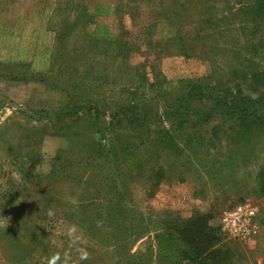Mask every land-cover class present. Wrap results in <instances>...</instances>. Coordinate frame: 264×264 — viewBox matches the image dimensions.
<instances>
[{"label": "rangeland", "instance_id": "1", "mask_svg": "<svg viewBox=\"0 0 264 264\" xmlns=\"http://www.w3.org/2000/svg\"><path fill=\"white\" fill-rule=\"evenodd\" d=\"M172 2L184 7L186 33L205 35L198 56H158L159 48L148 47L176 33L164 15ZM229 2L0 0V264H200L204 259L203 264H264V126L236 124L230 131L232 124L220 127L218 121L189 128L184 138H177L178 150L174 143L162 154L155 149L126 177L123 213L94 220L101 210L113 213L105 200H91V185L50 178L54 170L63 171L56 151L67 146L62 138L50 136L54 130L46 118L59 97L34 81L3 77L9 65L21 70L16 63L30 65L31 75L48 73L58 35L78 21L65 40L66 61L56 55L53 69L98 66L103 71L89 84L95 86L101 73L106 74L103 91L111 90L112 102L126 100L122 85L132 86L127 92L135 91L131 83L137 82L136 73L152 83L157 70L172 83L168 88L178 87L179 81L206 79L212 76V53L222 56L223 49L243 45L241 35L233 32L236 42L229 39L231 46L225 42L226 47L213 48L212 25L207 29L202 24L213 18L228 28L229 20L221 24V11L229 12L235 0ZM115 41L117 48L123 43L132 48L125 61L114 57ZM58 48L64 52L62 39ZM152 97L148 94L142 102L155 111ZM242 203L258 212V236L246 243L217 236L223 211ZM69 229H75V243ZM125 229L131 237H123ZM14 242L16 248L11 247ZM190 248L197 257H206L185 259Z\"/></svg>", "mask_w": 264, "mask_h": 264}, {"label": "trees", "instance_id": "2", "mask_svg": "<svg viewBox=\"0 0 264 264\" xmlns=\"http://www.w3.org/2000/svg\"><path fill=\"white\" fill-rule=\"evenodd\" d=\"M233 3L234 6L226 12L228 16L225 11H221V24L229 20L228 28L219 27L221 25L213 18L212 23L203 20L202 24H206L207 29L212 25L213 48L214 45L226 47L225 42H230L227 41L229 39L236 42V35H241L243 45L237 47L238 42L231 50L224 52L223 49L222 56L218 52L212 53V76L179 81L176 84L178 87L168 88L172 83L157 70H154L156 79L152 83H147L146 78L142 79L136 73L134 77L137 82L131 83L135 91L127 92L128 87L132 86L122 85L121 92H125L126 100L112 102L111 90L103 91L106 74L101 73V80L93 84L95 86L89 84L90 78L98 79L97 72L103 71L98 66L86 70H71L67 66L53 69L56 55L61 60L66 58L65 40L76 29L78 21L68 23L66 33L58 35V40L64 42V52L58 48V41L48 73L33 72L31 75V66L24 63L15 64L21 70L12 69V65L7 66L8 72L3 77L9 81H34L59 97L57 106L48 107L46 113L52 115L46 118L54 130L50 136L62 138L67 146L58 150L59 159L56 158L59 161L56 163L63 165V171L54 170L50 178L91 185V200H105L113 213L110 215L101 210L94 215V220L123 213V203L128 197L124 181L126 177L137 172L155 149L162 154L174 143L178 150L177 138H184V132L189 128L210 127L211 123L213 125L218 121L220 127L226 123L232 124L230 131L236 124L264 126V0H235ZM183 11L184 7L176 2L165 8V20L176 29V33L165 41L148 43V47L160 49L158 56L189 58L199 55L197 51L205 35L201 31L186 33L187 23L182 20ZM198 24L201 26V23ZM233 32L236 35L233 36ZM116 44L113 47L114 57L125 61L131 56L132 48H127L128 43L120 47L117 45L118 48ZM148 94L153 96L152 100L157 106L155 111L147 109L142 102ZM138 95L142 100L134 98ZM159 99H162L161 106ZM198 104L202 107L194 108ZM44 109L42 111L45 112ZM37 113L41 115L43 112ZM95 171L100 175H95ZM215 234L220 236L219 228L215 229ZM122 235L131 237L128 229ZM12 241L16 242L14 236ZM15 242L12 248L17 247ZM201 256L206 257L204 253L197 257L192 248L184 252V258L191 262Z\"/></svg>", "mask_w": 264, "mask_h": 264}, {"label": "built area", "instance_id": "3", "mask_svg": "<svg viewBox=\"0 0 264 264\" xmlns=\"http://www.w3.org/2000/svg\"><path fill=\"white\" fill-rule=\"evenodd\" d=\"M219 231L222 236L234 242L252 241L260 231L256 208L242 203L223 211L219 219Z\"/></svg>", "mask_w": 264, "mask_h": 264}, {"label": "clouds", "instance_id": "4", "mask_svg": "<svg viewBox=\"0 0 264 264\" xmlns=\"http://www.w3.org/2000/svg\"><path fill=\"white\" fill-rule=\"evenodd\" d=\"M50 214H51V213H50ZM74 231H75V229H69V231H68V237H69V239H70L73 243H75V239H74V237H73ZM82 258H86V256H85V257H82Z\"/></svg>", "mask_w": 264, "mask_h": 264}, {"label": "crops", "instance_id": "5", "mask_svg": "<svg viewBox=\"0 0 264 264\" xmlns=\"http://www.w3.org/2000/svg\"><path fill=\"white\" fill-rule=\"evenodd\" d=\"M17 62H19V61H17ZM56 152H58V151H56Z\"/></svg>", "mask_w": 264, "mask_h": 264}]
</instances>
